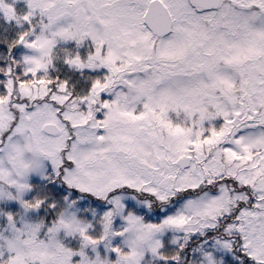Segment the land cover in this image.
<instances>
[{
	"label": "snow or ice",
	"instance_id": "1",
	"mask_svg": "<svg viewBox=\"0 0 264 264\" xmlns=\"http://www.w3.org/2000/svg\"><path fill=\"white\" fill-rule=\"evenodd\" d=\"M0 264H264V0H0Z\"/></svg>",
	"mask_w": 264,
	"mask_h": 264
}]
</instances>
